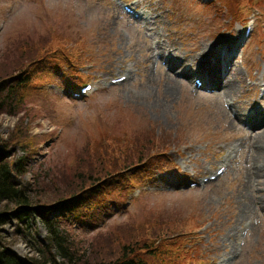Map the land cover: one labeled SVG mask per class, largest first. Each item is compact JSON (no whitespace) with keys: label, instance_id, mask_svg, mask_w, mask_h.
<instances>
[{"label":"rangeland","instance_id":"rangeland-1","mask_svg":"<svg viewBox=\"0 0 264 264\" xmlns=\"http://www.w3.org/2000/svg\"><path fill=\"white\" fill-rule=\"evenodd\" d=\"M123 4L158 20L135 19ZM240 12L246 20L235 23L221 0H0V75L7 80L25 71L19 75L24 79L17 108L9 111L0 106V137H9L23 116L21 104L26 106L30 131L44 135L24 176L31 187L36 185L34 173L50 167H60L66 176L77 151L91 149L104 135L128 138L131 143L133 136H148L147 142L154 139L155 144V135L171 136L170 143L149 154L166 153L146 159H159L145 168L146 173L129 170L126 182L116 188L111 185L109 193L120 198L119 204L98 210L94 225L68 226L78 240L90 244L97 234L112 233L117 242L114 230H127L130 225L138 237V222L148 214L159 217L165 233L179 235L174 246L155 254L162 263L264 264L262 199L258 198L261 203L251 217L237 216L242 209L238 199L242 183L249 182L247 197L255 200L258 194L264 197V186L256 185L251 171H245L251 162L236 146L245 141L248 150L251 142L258 141L252 135L264 131V123L251 126L234 119L257 114L264 120V0L243 5ZM248 23L253 24L251 36L239 56L227 64ZM152 29L157 40L171 44V50L191 59L198 56L188 67L204 61L220 67L209 73L210 80H218L226 64L237 65L233 94L196 88L193 78L198 72L185 79L178 72L181 67L174 75L180 87L168 90L165 74L172 69L162 60L160 49H151ZM39 38L48 44L46 48L53 43L55 51L42 59H27L25 52L36 53ZM150 54L157 63L148 60ZM66 62L80 67L77 71L84 76L80 79L93 84L83 97L73 95L78 85L72 69H64ZM61 68L66 74L60 73ZM122 74L129 80L105 82ZM261 141L264 146V134ZM127 147L128 143L120 146ZM15 150L16 157L25 154L18 147ZM231 151L232 161L224 162ZM120 152L118 148L114 157ZM222 163L227 170L221 176L203 181ZM192 181L198 184L193 187ZM36 226L39 236H44L41 222L36 220ZM6 229L13 231L10 225ZM13 249L22 257L31 253L29 243L20 237Z\"/></svg>","mask_w":264,"mask_h":264},{"label":"trees","instance_id":"trees-1","mask_svg":"<svg viewBox=\"0 0 264 264\" xmlns=\"http://www.w3.org/2000/svg\"><path fill=\"white\" fill-rule=\"evenodd\" d=\"M221 1L234 22L243 19L240 12L243 5L254 4V0L245 3V0ZM37 44L41 47L35 46L36 53L25 52L27 59H42L55 51L51 50L53 43L46 48L48 44L39 38ZM43 47L45 50L40 51ZM24 72L8 76L7 80L11 81L5 80V74L0 75V106L4 105L9 111L16 109L20 102L24 76L19 75ZM21 107L24 108L23 116L9 137H0V264H169V260L158 261L155 254L174 246L179 235L165 233L158 216H142L144 221L138 222V237L131 225L127 230L122 227L114 230L115 236L119 235L117 242L112 233L106 236L99 233L88 244L74 237L69 227L92 225L98 210L108 208L109 203H118L120 198L109 193L111 185L116 188L123 180L126 182L129 170L146 173L145 168L156 160L146 159L160 157L164 152L149 154L153 149H162L163 143H170L171 136L159 138L155 135L158 138L155 144L153 138V142H147L148 136H133L131 143L128 138L104 135L91 149L77 151L73 167L68 165L67 177L60 167H50L45 172L34 173L36 185L31 187L24 176L30 172L29 159L39 151L44 135L30 131L29 113L26 106L21 104ZM126 143L128 147L121 149ZM16 147L25 154L16 157ZM118 148L121 152L114 157ZM36 220L46 230L44 236H39ZM7 225L12 227V232L6 229ZM19 237L31 248V253L25 257L13 249Z\"/></svg>","mask_w":264,"mask_h":264},{"label":"bare ground","instance_id":"bare-ground-1","mask_svg":"<svg viewBox=\"0 0 264 264\" xmlns=\"http://www.w3.org/2000/svg\"><path fill=\"white\" fill-rule=\"evenodd\" d=\"M153 19H150V17H148L147 15L144 14L143 19L145 21H147L148 19L150 21H157V17H151ZM152 38H153V43L150 44L151 45V49H160L164 55V57H162V60H166V64L168 66H170V68L172 69V71L167 72L165 74L166 77V88L172 92H175V88H178V86L180 87L181 82L178 81V79L176 77H174V75L177 73V70H175L176 68L181 67V69L178 71L182 74V76L185 79H188L191 74L193 72H206V73H210V74H214L216 71L220 70V67L218 66H211L210 63L204 61V62H199V66L196 68H190L188 67V64L197 59L198 56H193L191 59V56H186L184 53L183 54H179V52L177 50H171V44L167 43V42H161L159 40H157V34L155 32V29H152ZM229 43V42H228ZM154 55V54H153ZM152 54H150L148 56V60H152L155 63L158 62V59L153 57ZM233 56L230 57V59H232ZM237 65H235L229 72H224L222 73L219 77L218 80H210V86L214 87V91H221L222 94L221 95H232L234 92V87H237L238 85V74H237ZM148 72H150V70H148ZM152 72V71H151ZM221 80H223L221 82ZM171 92V93H172ZM244 115V119L242 118V115H240V117L238 115L234 116L235 120H238L242 123H247V125H256V124H262L264 123V120L261 119L259 117V115H250V114H243ZM235 124V122L233 121L232 124ZM233 124V125H234ZM264 134V131L262 132H258L256 135H252L251 138H256L258 139V141L256 140L255 142H251V147L248 150H245V146H246V142L242 141L239 144H237L236 146H238V150L242 151L243 153H247V158L248 161L251 162L249 163V166L246 168L244 167L245 171H251L249 173L250 177L253 180H256L258 183H256V185H263L264 186V180H260L261 178H264V161L263 162H259V160L261 158L264 159V146H263V142L261 141V136ZM255 146V148H254ZM252 155L257 158L258 161H255L256 159H251ZM228 161H232V157H230L228 159ZM255 169V170H254ZM249 183V182H248ZM246 183V185H244L242 183V186L239 190V201H240V207H242L241 211L239 212V214L237 215L239 218H246V217H251V213H252V209H255L258 205L259 202L258 198L262 199L263 203H264V197L261 194H258L256 196V199H250L247 197L248 194H250L249 191V187L250 184ZM255 198V196L253 197ZM233 232V228L231 230H229L228 232V236L230 237L231 233Z\"/></svg>","mask_w":264,"mask_h":264}]
</instances>
